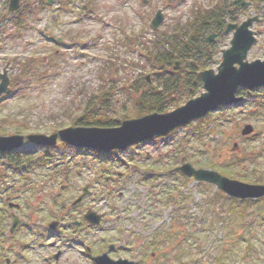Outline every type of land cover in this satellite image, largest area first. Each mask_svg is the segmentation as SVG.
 <instances>
[{
	"label": "rangeland",
	"instance_id": "obj_1",
	"mask_svg": "<svg viewBox=\"0 0 264 264\" xmlns=\"http://www.w3.org/2000/svg\"><path fill=\"white\" fill-rule=\"evenodd\" d=\"M6 1L0 0V19ZM221 1L22 0L21 11L4 21L0 34V71L11 64V92L0 99L1 134L51 136L69 128L92 101L121 124L137 117L142 96L171 97L164 100L168 112L200 96L204 90L190 72L202 71L206 63L217 71L221 51L230 47L231 35L219 34L212 47L205 42L211 32L204 34V46L197 41L199 18ZM158 11L164 22L155 30L151 22ZM255 30L258 43L250 61L264 60V22ZM188 48L187 59L180 57ZM171 54L176 57L169 65ZM174 80L180 86L167 96L166 86ZM243 95L242 104L113 155L61 142L46 152L26 143L24 160L35 158L22 170L9 166L11 157L0 159V190L16 191L13 203L20 206L10 210L0 196V220L9 229L12 213L25 224L9 236L5 258L42 264L60 235V246L67 237L74 246L98 249L102 241L122 243L131 251L121 255L138 264H264V201L236 207L214 186L168 173L189 163L264 185V90ZM248 125L253 132L246 137L242 131ZM42 156L45 166L39 165ZM84 188L91 196L72 209ZM88 210L103 216L101 231L78 233L71 220H82ZM53 221L64 223L63 229L50 230ZM67 247L69 258L82 257L76 253L80 247Z\"/></svg>",
	"mask_w": 264,
	"mask_h": 264
},
{
	"label": "water",
	"instance_id": "obj_2",
	"mask_svg": "<svg viewBox=\"0 0 264 264\" xmlns=\"http://www.w3.org/2000/svg\"><path fill=\"white\" fill-rule=\"evenodd\" d=\"M20 0H11L10 12L14 13L19 8ZM239 8L246 7L243 0L234 2ZM164 21V16L159 11L152 21L158 29ZM256 20L250 19L240 25L227 26L226 34H232L230 48L222 51V62L217 73L207 70L201 73L204 93L190 100L186 105L175 111L165 114H152L139 119L126 120L119 127L96 128L77 127L59 131L51 136L31 135L26 137L32 143L44 146H53L58 139L77 148L92 149L101 153H110L115 150H124L136 143L155 137L167 136L176 129L187 126L192 122L203 119L209 113L222 106L238 103L243 97H238L240 88L254 90L264 88V61H248V54L257 42L255 34L251 31ZM214 36L208 39L213 41ZM1 76L0 96L9 92L10 81L6 75ZM253 132L252 126H246L242 134L249 136ZM24 142L22 136L0 137V154L21 147ZM181 172L186 178L196 182H203L215 186L226 196L239 200H253L264 197V185H251L229 179L216 171L195 169L187 163L171 173ZM86 191V189H85ZM83 197L75 203H79ZM92 224L99 223L100 216L88 213L85 217ZM15 226L18 221L15 218ZM55 227V225L51 226ZM98 264H134L129 261L112 262L108 257L98 258Z\"/></svg>",
	"mask_w": 264,
	"mask_h": 264
},
{
	"label": "flooded vegetation",
	"instance_id": "obj_3",
	"mask_svg": "<svg viewBox=\"0 0 264 264\" xmlns=\"http://www.w3.org/2000/svg\"><path fill=\"white\" fill-rule=\"evenodd\" d=\"M236 1H239V0H222L218 4V6L216 5L217 6L216 9H219V10L225 9V12L228 15V18L236 16L238 21L233 22V23H241V22L248 21L250 19H255L256 21L253 24V29H254V32L256 33V35L258 36V33L255 30V27L261 25L264 22V0H243L244 3H246L247 5H246V7H242V8H239L238 5L234 4V2H236ZM7 5H8V9H9V4H7ZM252 8H255V10L253 11V13H251V16H249V18L244 19V16ZM216 9H214V10H216ZM8 18H9V16L7 14H4L2 16V18L0 19V34H2V35L4 32V21H6ZM228 20H230V19H228ZM229 22H231V21H229ZM223 30L218 31V32L223 33ZM10 70H11V64L8 63V64H6L5 68H3L2 71H0V85L2 82L1 76L4 75L6 71H7L6 75L8 76L9 81H10V85H11ZM1 98H3V96L0 97V99ZM83 200L80 204L71 206L72 209L75 210V208H79L82 205ZM74 206H76V207H74ZM88 212H89V210L87 211V213H85L82 216V220H76V221H72L74 219L71 220L72 226L76 230V232H78V233L80 231L86 232V230L90 231L91 229H94V228L98 232L101 231L100 224H102V222H103V217L99 223L92 224L90 221H87L85 219ZM13 216H14V214L11 213L12 223H11V226L9 227V229L6 226V223H0V247H2L1 251L3 250V248H6V245L8 244L7 241L10 240L9 236H13L15 234V231L20 226L25 225V224L23 225L24 222H22V223L20 222L17 224V226H15L16 216H14V217ZM71 218H73V216ZM74 222H75V224L73 225ZM59 227H60V229H63L64 223L60 222ZM59 227H50L49 226L48 228L49 229L51 228V230L55 229V231L58 232ZM52 238H53V236L51 235L50 239H52ZM59 239H62L60 235H59V237L56 236V238H54L53 242L50 243L49 248L53 252H50V253H48L47 256L43 257L42 264H98L96 262V260L98 258H104V257H108L110 259V261H112V262H118V261H124L125 260V261L132 262L134 264H138L136 260L130 259L128 256L121 255L123 253H129V251H131V249L123 246L122 243L117 244L114 242L108 243L106 241H102V244L100 243L99 249H98V248H96V246L92 248L89 245H86L84 243L80 244V242L74 246L73 244H75L74 243L75 240L67 237V242H65V244H66L65 246L66 247L68 246L67 247L68 249L77 250L79 247L82 249L81 252H76L78 254L80 253V255L82 256L81 258L78 257V260L76 261V260L68 257L70 254L67 253L66 251H64L65 250L64 245L60 246L61 243H60V241H58ZM70 239H72V240H70ZM65 240H66V238H65ZM69 241H71V242H69ZM69 243H73V244H69ZM96 249H98V250H96ZM3 251L0 253V263L12 264L11 259L5 258ZM21 259L27 260V257L25 255H21ZM13 261H14L13 263H15V260H13Z\"/></svg>",
	"mask_w": 264,
	"mask_h": 264
},
{
	"label": "trees",
	"instance_id": "obj_4",
	"mask_svg": "<svg viewBox=\"0 0 264 264\" xmlns=\"http://www.w3.org/2000/svg\"><path fill=\"white\" fill-rule=\"evenodd\" d=\"M228 19H230V20H228ZM229 21L236 22V21H238V19H237L236 16L228 18V15L226 14L225 9H222V10L216 9V10H212L211 12H207L205 15L203 14L199 18V21H198V24H197V29H198V34H199V38H198L197 41L201 42L202 38H204V34L209 32V31H214V32L222 31L225 28V25ZM192 44H195V43L192 42L191 45ZM201 44L204 46L203 42H201ZM195 45L198 46V44H195ZM205 48H208V47L207 46L204 47L203 50ZM188 50H189V48L187 50H185V51L182 50L180 52L179 56L183 57V55H184V56H186V59H187V56L189 55ZM205 50H207V49H205ZM208 51H210V49H208ZM203 52H204L205 55H207V53H208L206 51H203ZM200 55H202V54H200ZM175 57L176 56L171 54L169 56V59L167 60V63L169 65H171V63H173ZM199 60L201 62L200 56H199ZM198 65H199V63H198ZM207 66H208V64L206 63L203 66L201 65L200 68H202L204 70ZM190 73L194 74L197 79L199 78L198 77L199 71H197V72L192 71ZM197 82H198V86L201 88V81L198 80ZM171 83H172L171 87H169L168 85L166 86V92L168 93L167 96H170V94H169L170 91H172L176 87L180 86L179 82L177 83L176 80H174L173 82L171 81ZM194 92H196L195 89H194ZM187 95H191L189 90L187 91ZM158 96L157 97H153V98L152 97L142 96L139 99V101H138L140 108H139L137 117H142V116L149 115V114H152V113H165V112H167L168 109L166 108V106H164L165 105L164 104V100H169V98H171V97H168V98L164 97L163 98L162 96H159V97ZM99 104H100L99 101L90 102L87 105V107L84 110V112H82L81 115H79L77 118L74 119V121H73L71 126H76V127H78V126H83V127H115L119 122L115 121L113 118H110V117L105 116L104 114H102L100 112V110H98V105ZM137 117H135V118H137ZM1 132H2V128L0 126V134H1ZM3 133H5V132H3ZM62 147L67 148V146H65V145H63ZM21 153L22 152H17V153H14V155L13 154L8 155V156H12L13 155L11 157V161H12L11 162V167H12L13 170H17L19 168H21V170H22V168L27 163L33 162V160L35 158V157H33L31 159L27 158L25 161H23V156H21ZM4 158H6V157H4ZM0 159H3V157H0ZM17 159H19V160H17ZM41 160L45 161V156H42ZM43 164H45V162ZM164 193L167 194L168 192L165 191ZM233 201L235 202V206L236 207H237V204H238V207H240L241 205L252 204L253 202L255 204H257L260 201H264V199L263 200H258V201H249V202H238V201H235V200H233ZM172 203H174V202H172ZM182 210L183 209L181 207L177 208V211H179V212H181Z\"/></svg>",
	"mask_w": 264,
	"mask_h": 264
}]
</instances>
